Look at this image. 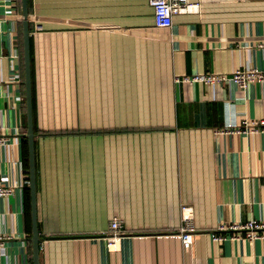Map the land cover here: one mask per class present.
Returning a JSON list of instances; mask_svg holds the SVG:
<instances>
[{
  "label": "crops",
  "instance_id": "0c3cea01",
  "mask_svg": "<svg viewBox=\"0 0 264 264\" xmlns=\"http://www.w3.org/2000/svg\"><path fill=\"white\" fill-rule=\"evenodd\" d=\"M192 1L158 28L148 0H29L39 264H264V238L212 240L264 221V133L212 132L264 117V82H174L264 70V0ZM17 2L0 0V264L31 261Z\"/></svg>",
  "mask_w": 264,
  "mask_h": 264
},
{
  "label": "built area",
  "instance_id": "2783aa9c",
  "mask_svg": "<svg viewBox=\"0 0 264 264\" xmlns=\"http://www.w3.org/2000/svg\"><path fill=\"white\" fill-rule=\"evenodd\" d=\"M14 1V0H13ZM17 1V0H16ZM152 8L153 25L158 28L169 27L172 24V16L175 13L197 10L198 2L192 0H148ZM234 81L240 88L244 89L249 82H264V70L255 66L246 68H234L229 72H196L192 74H177L174 76L175 83L191 84L193 82H202L208 86L221 84L225 81ZM213 134H242L250 135L255 132L264 133V117L244 118L239 125L226 124L214 127ZM5 137L0 136V145L5 143ZM12 190L11 186L0 184V195L8 194ZM181 223L175 233L180 237L183 247H190L193 242L194 234L197 232L193 224L192 207L186 203L181 204ZM216 233L212 240L222 239H245L252 242L256 239L264 238V221L257 219H248L245 222L218 224L215 228ZM236 230L235 233L225 234L224 231ZM121 224L117 217H113L108 222V231L103 235L106 239L107 248L117 250L121 239Z\"/></svg>",
  "mask_w": 264,
  "mask_h": 264
},
{
  "label": "water",
  "instance_id": "95a60500",
  "mask_svg": "<svg viewBox=\"0 0 264 264\" xmlns=\"http://www.w3.org/2000/svg\"><path fill=\"white\" fill-rule=\"evenodd\" d=\"M21 21V51L24 85V114L25 132L28 149V188L30 195V218H31V258L32 264H39V239L36 219V197H35V167L33 147V114H32V84H31V57H30V29L28 0H20Z\"/></svg>",
  "mask_w": 264,
  "mask_h": 264
},
{
  "label": "trees",
  "instance_id": "16d2710c",
  "mask_svg": "<svg viewBox=\"0 0 264 264\" xmlns=\"http://www.w3.org/2000/svg\"><path fill=\"white\" fill-rule=\"evenodd\" d=\"M18 5L20 7V0H18ZM30 10V7H29V0H28V12ZM29 29H30V24H29ZM19 37H20V40H21V21L19 22ZM21 43H22V40H21ZM30 57H31V64H32V50H31V42H30ZM21 64H22V56H21ZM22 72H23V68H22ZM22 87L24 89V85H23V77H22ZM31 84H32V65H31ZM23 107H24V104H23ZM24 129H25V124H24ZM25 132V131H24ZM27 144V143H25ZM23 161H24V164L26 166H28V151H27V147L25 146L24 148V155H23ZM29 205H27V214H28V220H29ZM30 235V233H29ZM30 264H32V258H31V261H30Z\"/></svg>",
  "mask_w": 264,
  "mask_h": 264
}]
</instances>
